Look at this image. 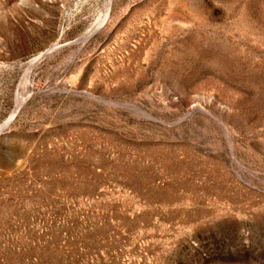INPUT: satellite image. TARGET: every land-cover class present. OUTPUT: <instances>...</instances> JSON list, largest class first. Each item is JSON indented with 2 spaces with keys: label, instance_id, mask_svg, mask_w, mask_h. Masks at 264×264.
I'll use <instances>...</instances> for the list:
<instances>
[{
  "label": "rangeland",
  "instance_id": "1",
  "mask_svg": "<svg viewBox=\"0 0 264 264\" xmlns=\"http://www.w3.org/2000/svg\"><path fill=\"white\" fill-rule=\"evenodd\" d=\"M5 121L0 264H264V0H0Z\"/></svg>",
  "mask_w": 264,
  "mask_h": 264
},
{
  "label": "bare ground",
  "instance_id": "2",
  "mask_svg": "<svg viewBox=\"0 0 264 264\" xmlns=\"http://www.w3.org/2000/svg\"><path fill=\"white\" fill-rule=\"evenodd\" d=\"M110 3V2H109ZM106 18V17H105ZM95 30V29H94ZM93 31H90V32H88L87 33V35L85 36L86 38L88 37V36H90V34L92 33ZM84 38V37H83ZM50 50V49H49ZM48 50V51H49ZM44 54V52H41V53H39L35 58H34V60H36L39 56H41V55H43ZM13 117V116H12ZM11 121V120H10ZM9 123V121H5L4 122V124L3 125H1L0 126V132L3 130V127H6V125ZM9 125V124H8Z\"/></svg>",
  "mask_w": 264,
  "mask_h": 264
}]
</instances>
